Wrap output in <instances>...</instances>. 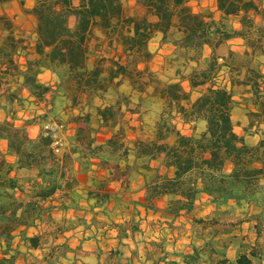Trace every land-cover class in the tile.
Wrapping results in <instances>:
<instances>
[{"label": "trees", "instance_id": "obj_1", "mask_svg": "<svg viewBox=\"0 0 264 264\" xmlns=\"http://www.w3.org/2000/svg\"><path fill=\"white\" fill-rule=\"evenodd\" d=\"M14 1L0 0V141L15 157L0 161V264H17L18 234L29 249L43 251V263L58 264L69 247L56 243L57 235L76 221L57 222L55 210H85L92 223L105 226L99 216L108 215L113 182L125 191L137 182L146 211L191 216L201 236L211 233L189 253L161 247L157 261L164 264H198L217 236L231 233L219 210H264V0H216L217 17L209 8L194 11L189 0H137L135 14L124 0H34L31 7L20 0L34 19L33 43L7 10ZM157 34L173 47L165 61L174 70L168 80L140 63ZM231 42L241 49L219 52ZM44 71L56 77L54 85L40 80ZM124 84L129 92L120 91ZM49 93L51 103L57 96L69 102L74 133L63 153L51 128L25 138L18 124L25 98L44 101ZM236 109L242 117H235ZM76 163L83 172L94 164L109 172L93 176L86 192L93 202L86 206L78 178L70 176ZM201 200L216 207L212 216L195 215ZM253 220L261 233L262 212L252 213ZM42 222L52 229L27 234ZM263 249L251 246L236 264H262Z\"/></svg>", "mask_w": 264, "mask_h": 264}, {"label": "crops", "instance_id": "obj_2", "mask_svg": "<svg viewBox=\"0 0 264 264\" xmlns=\"http://www.w3.org/2000/svg\"><path fill=\"white\" fill-rule=\"evenodd\" d=\"M28 98L39 101L34 97ZM1 142L5 146V153H7L5 141ZM61 149L63 153L65 148ZM7 154V158L14 162L15 157L9 153ZM108 173L107 170L101 169L95 164L92 166V170L83 172L80 165L75 164L74 172L70 173V176L75 175L79 180L78 191L82 195L80 199L82 205L86 206L93 202V200L88 201L86 196L88 187L92 185L93 176H106ZM109 189L113 193V198L108 207V215L99 216L107 221L105 226H96L92 223L93 214L85 210H55L53 213V217L57 222L64 218L76 221L71 229L58 234L56 240V243L68 245L69 251L66 257H68L69 264H164V262L157 261L160 257L158 250L161 247L170 253H189L192 251L193 246H203L205 239H209L205 237L206 234L203 236L196 234L193 218L188 215L172 219L164 218L158 213L146 211L141 204L143 193L138 183L137 185L133 184L130 190L125 191L120 182H113ZM58 195L64 197L65 190H61ZM207 205L210 207L207 216H212L211 210L216 207L210 203ZM256 212L262 211L258 210ZM83 217L88 222L87 225L80 224ZM111 221H115L123 227L119 229L111 226ZM227 224L226 226L230 227V224ZM247 224L252 226L255 232V242L252 243V246L259 245L261 233L256 230V221H249ZM52 226V223L42 222L36 227L27 228L26 232L28 235H34L50 230ZM182 231L185 235L179 238ZM208 231L206 230V232ZM230 234L217 236L216 239L219 240V243H214L213 249L210 252L206 251V255L198 264H220L221 259H227L226 264H236L237 256L244 251H249L251 246L248 250H242L240 247L234 248L232 242L228 239ZM243 234H246V232H243ZM155 242L160 245L158 249L156 248L157 251L153 248ZM13 243L14 247H18L22 251L17 264H31L30 257L42 258L43 256L42 250L29 249L20 234L16 236ZM178 260L180 261V259Z\"/></svg>", "mask_w": 264, "mask_h": 264}, {"label": "rangeland", "instance_id": "obj_3", "mask_svg": "<svg viewBox=\"0 0 264 264\" xmlns=\"http://www.w3.org/2000/svg\"><path fill=\"white\" fill-rule=\"evenodd\" d=\"M25 4L27 7H31L34 4V0H25ZM189 5L193 8L194 11H203L204 9L209 8L211 11H213L216 17L218 16L216 0H189ZM124 6L130 14H135L140 9L137 4V0H124ZM7 10L13 14H16V21L24 29V33L28 37L29 41L33 43L35 39V35L33 33L34 19L33 17L29 16L24 11H22L20 6V0L11 3L7 7ZM229 47L237 50L241 49L238 42H231L229 46H223L219 50V52L223 54L227 52V49ZM172 51V45L163 42L161 34H157L152 40H150L146 52L140 57L141 66L147 67L152 71L157 72L162 79L168 80V78L173 75L174 70L166 67L165 61L166 57L169 56ZM207 54L208 51L206 52V55ZM20 60L24 62L23 57H21ZM39 78L42 82L50 85H54L57 80L56 77L50 71L42 72ZM184 85L186 88H189L187 82H185ZM202 90L203 88L194 91L192 93V98L195 99L199 95V92ZM120 91L129 92V88L126 84H124L120 87ZM26 93L27 92H25V95ZM109 94L113 96L114 92L111 91ZM52 99L53 93H49L44 101H36L29 99L28 97L25 98L23 106L18 108V124L22 127V133L25 138H31L36 136L41 129H44L46 127L51 128L55 133V137L59 139L62 148H65L71 141L74 132V126L67 123V114L70 111L68 106L69 102L62 96H57L53 101L54 103H51ZM96 103H100V101L96 100ZM78 110L79 107L75 109L76 112H78ZM46 113L48 115L42 117V115H45ZM234 115L236 118L242 117V110L236 109ZM59 118L60 120H58ZM26 119H33L32 123L25 124L24 121ZM58 121L64 123L65 125H60ZM182 130L184 133L190 134L191 126H182ZM104 137L105 136L103 134H100L99 141H103ZM60 152H62V149ZM7 155L8 154L5 153V146L0 141V161L3 158H6L8 161H10L7 158ZM134 184L137 185V182H135ZM207 204L208 203L206 201L201 200L198 203L197 211L195 212V214L208 217L207 215H209L210 207ZM225 209H228V211L225 212ZM258 210L261 209L258 207H248L246 205L241 207L231 206V208H223L222 210H219L218 213H221V218L223 222L230 224V227H228V229L231 230V234L228 239L232 242L234 248L240 247L242 250H248V248L252 246V243L255 242L254 228H252V226H248L247 223L249 222L251 214L255 213V211ZM211 211L213 215L216 211V208ZM262 215L264 217V210L262 211ZM195 227L196 234L200 235L201 229L199 225ZM248 227L251 228L248 229ZM243 232H246V234H243ZM205 234L206 238H209L211 235L210 232H205ZM184 235L185 233L184 231H182L179 234V238ZM215 243L218 244L219 240L216 239ZM260 245L264 248V225H262L261 227L259 246ZM153 248L155 249V251H157L155 246H153ZM66 254L60 257L57 262L58 264H69L68 257H66ZM173 258L179 259V256H175ZM30 262L31 264H43L41 258L37 257H30ZM262 264H264V256Z\"/></svg>", "mask_w": 264, "mask_h": 264}]
</instances>
